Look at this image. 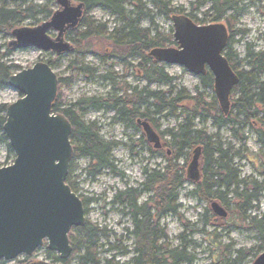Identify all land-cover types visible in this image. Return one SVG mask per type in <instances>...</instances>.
<instances>
[{"label": "rangeland", "instance_id": "374dc122", "mask_svg": "<svg viewBox=\"0 0 264 264\" xmlns=\"http://www.w3.org/2000/svg\"><path fill=\"white\" fill-rule=\"evenodd\" d=\"M74 3H78L72 0ZM140 2L145 8L143 12L149 11L151 19H144L138 24V29L148 30L150 37L159 35V37H168L173 39V23L166 16L156 14L155 9L148 0H135ZM168 3L171 8L181 10L182 14H190L199 26L214 24L210 22L211 12L209 11V3L204 0H163ZM1 4V2H0ZM9 9L32 7L33 10L45 8L52 13L57 10V6L52 0H27L25 3L17 2L7 3ZM20 6V7H19ZM123 9L127 15L131 13L132 7L123 4ZM179 14V15H182ZM176 15V14H175ZM229 15V14H228ZM46 14L37 13L36 17L29 13L22 14L20 18L13 22L12 30L28 28L33 29L49 20ZM86 21L99 26L100 30L105 28L106 32H111L121 26L120 19L102 8H93L83 15ZM134 15L131 14V17ZM234 31H238L234 35L231 43L233 62L242 60L245 56L246 49L249 47L251 52L257 53L264 51V0H251L242 3V14L234 17ZM226 25L221 19L219 22ZM50 37H55L56 33L50 31L47 33ZM71 37L68 32L65 41L71 43ZM13 40L10 32L0 31V65H3L9 76L18 73L22 69L31 68L37 62L50 63L53 72L57 78H72L68 88L58 87L57 95L62 98L65 105H73L81 99L95 98L101 100L102 103L112 104L115 98H122L125 101L129 99V94L136 89V92L146 87L150 92L165 93L167 97L170 86L154 83L147 85L141 74L142 67H138L139 58H128L130 67H126L118 58L113 61L103 63L100 59L102 53L107 54L110 51V43L102 39H91L89 41L88 51L85 56L78 61L80 66L88 69L96 70L93 75L83 74L74 71L70 67L71 63L77 61L74 53L62 54L59 57L52 53H43L35 48L11 49L8 52V44ZM87 44V41L81 44V47ZM104 47V52L100 51ZM166 48H177V46H167ZM164 71L169 77L173 78L172 85L175 91L183 90V92L195 95V87L199 84L198 77L186 71L177 65H163ZM239 69H245L240 65ZM110 74L113 76L114 85L101 78L103 75ZM118 75V77H117ZM261 80H264L262 77ZM176 86V90H175ZM129 87L130 89H128ZM167 94V95H166ZM206 95L210 101L218 104L214 91H206ZM19 98L18 93L7 85L0 82V105H8L15 102ZM238 98L237 92L231 91L230 94V113L235 114L236 110L231 99ZM151 102V101H150ZM149 102V103H150ZM149 103L142 106V110L149 107ZM191 103H185L182 107H190ZM218 107V105H217ZM181 109L177 112L179 115ZM163 116V115H162ZM155 118L158 125L156 133L160 137L159 132L168 130H176L177 126L182 122L183 115L172 118ZM260 116H264V112ZM81 120L86 124H94L98 130L99 137L105 141L115 144L111 152V159L115 172L109 170L103 171L100 175L91 178L87 173L88 160L74 159L70 161L68 173L70 181L74 187L76 195L84 202L85 219L105 231V236L99 241L100 247L97 252L101 259H110L113 257L115 264H132L134 257L135 240L131 235L133 225L129 216L124 215L117 205H111L113 197L120 192L128 189H139V185L144 181L143 170H158L165 165V160L158 154L153 156L148 149L154 151L153 145L145 140V135L141 126L135 131L131 126V122L125 120L119 121L114 111H106L105 109L86 108L80 113ZM140 120L139 118H136ZM136 119H134L136 123ZM242 120L241 117H239ZM195 126L203 129L207 134L213 136L214 142H219L224 149H231L233 154L232 164L238 173L239 181L243 184L239 185L238 192L250 194L253 188L257 190L256 198L250 202V210L246 211L247 220L243 222L240 212L236 211L238 201H234V197L228 192L226 196L230 209L227 216L222 218L223 221H212V225H204V221L209 218L206 212L211 207L206 203H200L196 199L187 195L193 189L188 182L179 192L177 198L178 215L167 216L160 221L158 228L164 229L166 238L160 240V244L168 245V250H179L185 242V254L191 260L189 264H253L255 259L263 252L259 248V239L256 230L248 227L249 219L263 220L264 222V147L258 141L256 131L253 125H233L224 126L217 129L212 124V118L208 117L206 121L202 118L195 120ZM234 131L237 137L246 139L245 145L233 136ZM142 136L144 137L142 139ZM169 140L168 136L160 138L161 148L164 150V142ZM167 152L169 151L168 148ZM194 150V148H193ZM193 150L189 151L188 159L178 162L185 166L190 163ZM156 152V150L154 151ZM170 154V152H169ZM14 155L7 152L5 146L0 145V167H6L12 164ZM184 163V164H183ZM200 165V159H199ZM215 169V167H214ZM151 195L139 194L138 205H142ZM204 214L206 215L205 217ZM213 214V212H212ZM217 219L220 217L216 216ZM225 224L226 229L222 228ZM183 237L184 241L181 239ZM240 253H243L240 254ZM33 260H52L47 257L46 247L43 245L30 257ZM25 256H19L14 261H1L0 264H19L25 260ZM29 259V258H28ZM75 259L69 264H74Z\"/></svg>", "mask_w": 264, "mask_h": 264}, {"label": "trees", "instance_id": "16d2710c", "mask_svg": "<svg viewBox=\"0 0 264 264\" xmlns=\"http://www.w3.org/2000/svg\"><path fill=\"white\" fill-rule=\"evenodd\" d=\"M26 1L0 0V31L10 32L11 34L13 22L20 18L22 14H35L36 17L37 13H42L47 15L46 18L52 15V12L45 8L35 11L30 6L25 9H21L20 6V8L9 9L7 6L8 2L14 4L17 2L25 3ZM74 1L84 5V14L93 8H102L116 15L120 19L121 24L119 28L106 32L105 28L100 30L99 26H94L93 23L86 21L83 16L77 28L69 32L70 35H73L71 37V45L73 47L71 53L75 54L77 60L70 64L74 71L89 75H93L96 72V70L80 66L78 61L87 53L89 41L97 38L110 43V51L107 49V54L102 53L100 55L103 63H107L108 60L113 61L112 59L116 57L126 67H130L127 59L138 57L139 62L137 64L138 67H142L141 74H143L146 84L168 85L170 89L167 92V97L165 93L150 92L146 87L138 92L133 89L131 94L128 95L129 99L127 101L122 98L110 99L112 104L102 103L101 100L95 98H83L77 103L67 106L63 103L62 98L57 95L52 107V113L61 114L71 126L69 140L73 150L72 160L87 159L89 162L87 173L91 178L100 175L105 170H109L112 173L115 172L110 156L115 144L103 141L99 137L98 130L94 124H86L81 120L80 113L83 109L95 108L114 111L119 121L131 122V126L135 131L139 130L138 119L136 118L147 120L151 127L158 131L155 118H160V115H163V118L183 115L182 122L177 126L176 130L159 132L161 139L164 136L169 137V140L164 142V150H156L154 152L155 150L148 149L152 156L156 153L164 158V167L158 170H147L145 168L143 170L144 181L139 185V189H128L117 193L113 197L111 205L121 207L120 211L124 215L129 216L133 225L131 235L135 240V248L132 264H189L191 260L185 254V242L179 250H168V245H159L160 240L166 238V233L163 228L159 229L158 226L160 221L167 216L178 215L177 198L179 192L189 182L186 179L185 166L178 164V162L182 159L186 162L190 150L198 147L201 150L200 179L197 182H189L193 189L187 193L188 196L208 205L212 202H217L228 211L230 207L226 196L230 192L231 196L235 198L234 201L239 202L235 208L237 212L243 214L241 215L243 222L247 220L246 211L251 208L250 202L256 198V187L253 188L250 194L238 192L237 188L243 182L239 181L238 173L232 164V156L234 157L236 154H233L230 148L224 149L221 143L214 142L213 136L207 134L205 130L197 128L194 124L195 120L202 118L203 121H206L208 117L212 118V124L217 129L229 125L233 126L234 124L243 127L255 123L257 127H254V129L258 141L264 147V116H260L264 112V80H261L264 77V51L254 53L247 47L244 58L233 62V58L236 59V56L232 55L230 50L233 37L238 32L233 29L234 17L242 14V3L251 0H204L202 2V4L208 2L210 5V22L216 23L221 19L226 22L228 41L223 55L238 80L232 89L233 92L238 94V98L231 99L236 110L234 115L230 113V110L227 113H223L218 104L208 99L206 91H213L214 89L213 78L208 71L204 75L198 76L199 84L195 87L194 96L183 92L180 88L172 94L174 89L172 85L173 78L168 76L163 69V64L156 62L150 52L157 48L177 46V44L171 38L159 37L158 34L150 37L151 34L148 30L138 29V24L142 20L151 19L150 12H143L145 8L140 2L135 0ZM148 1L158 15L172 19L173 16L182 14L181 10L171 8L163 0ZM123 4H128L132 7L131 13H128L130 15L125 13ZM131 14L134 16L131 17ZM184 16L191 19L193 23L198 24L190 14H185ZM84 41H87V44L82 48L81 44ZM10 51L11 49L8 48V52ZM100 51L104 52L103 46ZM48 65L51 67L50 63ZM240 65L245 69H239ZM8 77L7 69L0 65V82L3 85H6ZM72 77L74 79L73 75ZM101 78L114 85L115 80L110 74L103 75ZM73 79L58 78V87L68 88ZM127 88L130 89L129 87ZM188 102L191 103L190 107H182L183 104ZM147 103H149V107L142 110V106ZM5 109L6 105H0V145L5 146L7 152L13 155L8 140L3 133ZM180 109L181 112L177 115ZM134 119H136V123ZM236 134L237 132L234 131L233 136L239 139L242 145H245L246 139L243 136L237 137ZM166 148L169 149V155ZM66 184L76 194L69 175L66 177ZM140 193L151 195L142 205L137 204ZM81 201L84 206L85 202L82 199ZM206 212L209 214V218L204 221L205 226H214L212 221H223L222 218L217 219L210 208H207ZM205 216L204 214L203 217ZM247 225L256 230L259 248L264 251L263 220L251 218ZM222 228L226 229L225 224L222 225ZM104 236L105 231L103 229L98 228L85 219L82 226L72 228L68 234L69 244L72 249L70 256L62 260L58 255L46 249L47 257L49 259L52 258V264H69L73 259H75L74 264H115L113 257L110 259L98 257L100 254V252H97L100 247L99 241ZM181 239L184 241L183 237ZM240 254L243 255V253ZM26 261L27 259L19 262V264H25Z\"/></svg>", "mask_w": 264, "mask_h": 264}, {"label": "water", "instance_id": "95a60500", "mask_svg": "<svg viewBox=\"0 0 264 264\" xmlns=\"http://www.w3.org/2000/svg\"><path fill=\"white\" fill-rule=\"evenodd\" d=\"M53 1L57 10L50 19L33 29L13 30L9 48L32 47L57 56L73 51L64 33L78 26L84 5L72 0ZM171 20L177 48H157L150 55L158 63L177 65L197 77L208 70L219 107L227 113L231 91L238 81L222 54L228 41L227 27L222 23L198 26L183 15ZM50 31L56 33L54 38L47 34ZM6 85L19 98L6 106L3 125L14 160L10 166L0 168V260L29 257L45 242L48 251L67 259L71 254L68 234L83 225L85 216L81 199L66 184L73 150L69 122L61 114L52 113L57 76L47 63L37 62L9 76ZM137 124L147 142L155 150L160 149V137L149 122L138 120ZM200 152L199 147L195 148L187 165L189 182L200 179ZM210 207L214 215L227 216L217 202ZM253 264H264V251Z\"/></svg>", "mask_w": 264, "mask_h": 264}, {"label": "flooded vegetation", "instance_id": "af4514ba", "mask_svg": "<svg viewBox=\"0 0 264 264\" xmlns=\"http://www.w3.org/2000/svg\"><path fill=\"white\" fill-rule=\"evenodd\" d=\"M84 14V13H83ZM82 17H83V15H82ZM82 19V18H81ZM80 23V22H79ZM79 25V24H78ZM77 28V27H76ZM75 28V29H76ZM75 29H73V30H75ZM73 30H68V31H66L65 33H64V40H65V36H66V34L68 33V32H70V31H73ZM54 38V37H53ZM229 102H230V100H229ZM72 250V249H71ZM55 254V253H54ZM57 255V254H56ZM60 258V257H59ZM61 259V258H60ZM62 260H65V259H62ZM52 261V260H51Z\"/></svg>", "mask_w": 264, "mask_h": 264}]
</instances>
